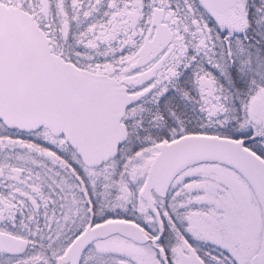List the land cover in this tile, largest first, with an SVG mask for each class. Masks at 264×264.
I'll return each instance as SVG.
<instances>
[{
    "label": "snow or ice",
    "instance_id": "obj_1",
    "mask_svg": "<svg viewBox=\"0 0 264 264\" xmlns=\"http://www.w3.org/2000/svg\"><path fill=\"white\" fill-rule=\"evenodd\" d=\"M0 264H264V0H0Z\"/></svg>",
    "mask_w": 264,
    "mask_h": 264
}]
</instances>
